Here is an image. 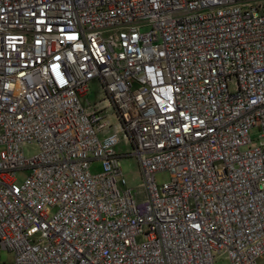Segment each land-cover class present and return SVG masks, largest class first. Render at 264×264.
Returning <instances> with one entry per match:
<instances>
[{
    "label": "built area",
    "instance_id": "2783aa9c",
    "mask_svg": "<svg viewBox=\"0 0 264 264\" xmlns=\"http://www.w3.org/2000/svg\"><path fill=\"white\" fill-rule=\"evenodd\" d=\"M0 249L264 264V0H0Z\"/></svg>",
    "mask_w": 264,
    "mask_h": 264
},
{
    "label": "rangeland",
    "instance_id": "374dc122",
    "mask_svg": "<svg viewBox=\"0 0 264 264\" xmlns=\"http://www.w3.org/2000/svg\"><path fill=\"white\" fill-rule=\"evenodd\" d=\"M143 30V28H141ZM94 96H98V90L97 87L94 84H90L88 86L87 94L85 95V99L89 101L90 103L93 102L95 99ZM107 110H105L106 112ZM107 119L110 124V128L108 129L109 131L115 129V124L116 120L113 117V115L110 113L109 115L107 114ZM249 133L253 134L254 130L251 129ZM117 144L114 146V150L117 152H125L128 149V146L124 143L121 134L117 133ZM36 150L34 145H25L22 148V153L24 156L31 155L34 153ZM118 166L121 171V173L124 176L125 180V186L129 187L131 189H135V187L139 183V176L137 172V166L135 159L132 157H125V158H120L118 160ZM155 182H160L162 180L166 179V174L165 173H156L154 175ZM21 180V173H16L14 176V182L19 183ZM10 260V254L6 252L5 250L0 249V262H8ZM212 264H227L226 258L220 254L219 256L215 257L212 261Z\"/></svg>",
    "mask_w": 264,
    "mask_h": 264
}]
</instances>
